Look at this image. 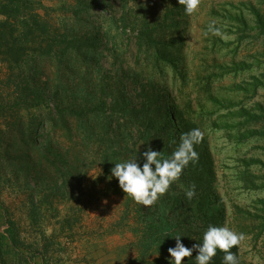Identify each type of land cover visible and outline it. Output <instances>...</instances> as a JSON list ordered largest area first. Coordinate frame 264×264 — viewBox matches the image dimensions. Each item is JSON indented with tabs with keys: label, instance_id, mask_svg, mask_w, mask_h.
<instances>
[{
	"label": "trees",
	"instance_id": "obj_1",
	"mask_svg": "<svg viewBox=\"0 0 264 264\" xmlns=\"http://www.w3.org/2000/svg\"><path fill=\"white\" fill-rule=\"evenodd\" d=\"M111 1L72 0L53 9L35 0H0V62L10 90L0 93V178L27 186L35 225L55 202L80 200L88 172L98 167L99 196L123 198L119 224L135 236L139 264H168L176 235L192 247L210 225L258 240L264 236V101L257 99L264 92V0L209 9L201 26L205 51L193 55L201 61L195 77L185 52L195 12L186 15L179 0H114L117 17L109 11ZM56 11L65 15L53 20L50 12ZM213 22L223 36L205 35ZM130 32L134 62L124 67ZM258 42L261 51L248 59L219 65L213 58L232 44L236 53ZM225 78L233 79L231 85L217 86ZM195 128L203 133L195 145L198 161L154 205L145 207L123 192L112 175L115 163L137 155L142 165L149 146L168 158ZM218 132L234 150L252 144L260 152L237 154L227 167L238 188L256 196L248 206L228 207L220 193L209 144ZM193 184L196 195L188 199ZM1 209L6 228L0 230V264H50L49 238L42 235V248L26 243ZM231 251L239 264H254L241 243ZM197 254L184 264H196ZM223 257L218 250L212 264H224Z\"/></svg>",
	"mask_w": 264,
	"mask_h": 264
},
{
	"label": "rangeland",
	"instance_id": "obj_2",
	"mask_svg": "<svg viewBox=\"0 0 264 264\" xmlns=\"http://www.w3.org/2000/svg\"><path fill=\"white\" fill-rule=\"evenodd\" d=\"M41 2L44 6L58 9L62 2L71 3L72 0H35ZM240 0H200L198 9L195 11V16L190 22L191 30L186 39V64L190 75L196 76V71L200 66V60L193 57L199 52L205 51L202 44L203 32L201 30L202 24L206 21L205 15L209 9H219L220 5L225 2L237 3ZM245 1V0H244ZM255 2L256 0H251ZM109 11L119 16V5L114 0L111 1ZM156 10V15L160 14L161 6L159 2L153 5ZM64 12L56 11L50 12V18L56 20L62 17ZM128 42L123 47V59L125 61L124 67H133V57L135 53L134 39L130 32L127 37ZM235 44H232L230 49L226 52L219 53L213 58L221 65L229 63L232 60L248 59L249 55L261 51L262 43L258 42L254 45L247 43L238 48L236 53L234 49ZM202 56L204 61L209 64L212 60L210 54ZM111 63L106 60L105 65L108 67ZM199 71V70H198ZM243 77H239V82ZM7 69L4 64L0 62V93L7 96L10 92L6 85ZM233 82L231 78H225L217 86H229ZM260 101H264V92L259 94ZM209 144L211 152L213 153L217 173L220 177V193L225 199L228 207L231 202H235L239 206L245 207L251 203V199L256 196L242 191L238 188L237 183L230 177L231 170L227 167H233V158L235 155L251 157L255 155L254 146L248 145L246 147L234 150V147L226 142L222 132L210 135ZM263 156L262 154H260ZM100 179V169L95 167L91 169L84 181L82 196L79 193L74 195L80 196V200L69 199L65 201L55 202L54 210H50L41 216L39 222L35 225L31 224L28 217V191L27 186L20 181L18 184H7L3 178H0V230L6 228L5 219L1 207L3 206L8 212L10 218L18 226L21 237L26 243H33L35 246L38 243L42 248V235L49 238V252L47 260L50 264H95V241L96 238L106 232L115 233L119 230H126L125 227L119 224L123 212V198L119 195L100 197L99 189L101 184L97 183ZM252 235L245 236L241 242L243 249L249 252L248 259L254 264H264V236L258 240L251 239ZM93 238H96L93 240ZM46 243V244H48ZM45 244V245H46ZM132 246V244H131ZM133 248V246H132ZM94 252V253H93ZM94 254V255H92ZM36 264L37 259L35 260Z\"/></svg>",
	"mask_w": 264,
	"mask_h": 264
},
{
	"label": "clouds",
	"instance_id": "obj_3",
	"mask_svg": "<svg viewBox=\"0 0 264 264\" xmlns=\"http://www.w3.org/2000/svg\"><path fill=\"white\" fill-rule=\"evenodd\" d=\"M184 5L186 15H192L200 4V0H179ZM211 32L214 35L223 36L224 33L213 22L208 26L205 35ZM203 133L199 128L192 129L181 136L178 148L165 158L160 151L153 150L150 146L143 152V163L141 165L137 155L132 159H126L115 163L112 175L118 179L119 186L136 203L145 207L154 205L160 197L168 192L170 186L179 180L183 170L199 159L195 145L200 143ZM196 195V186L193 184L186 191L188 199ZM180 235H176L175 246L168 249V264H184V259L192 257L193 251L196 264H212L217 251L224 253V264H239L237 254L231 249L240 245L245 239V234L236 232L226 226L210 225L203 233L202 243L186 247ZM188 264V262H187Z\"/></svg>",
	"mask_w": 264,
	"mask_h": 264
},
{
	"label": "crops",
	"instance_id": "obj_4",
	"mask_svg": "<svg viewBox=\"0 0 264 264\" xmlns=\"http://www.w3.org/2000/svg\"><path fill=\"white\" fill-rule=\"evenodd\" d=\"M96 238L100 240L95 241V264H139L136 262L137 252L131 246L135 236L130 231L106 232Z\"/></svg>",
	"mask_w": 264,
	"mask_h": 264
}]
</instances>
